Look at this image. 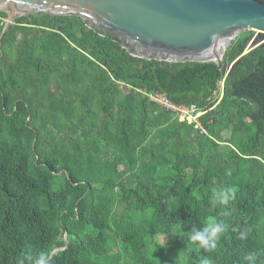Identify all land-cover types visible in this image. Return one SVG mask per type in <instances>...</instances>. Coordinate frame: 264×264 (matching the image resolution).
<instances>
[{
  "label": "trees",
  "instance_id": "obj_1",
  "mask_svg": "<svg viewBox=\"0 0 264 264\" xmlns=\"http://www.w3.org/2000/svg\"><path fill=\"white\" fill-rule=\"evenodd\" d=\"M253 33L221 70L134 56L81 16L16 18L0 50V264L40 253L50 264H245L264 249V42L245 52ZM151 93L205 110L200 125ZM217 185L236 189L231 217L211 204ZM210 219L228 228L208 253L189 233Z\"/></svg>",
  "mask_w": 264,
  "mask_h": 264
},
{
  "label": "water",
  "instance_id": "obj_2",
  "mask_svg": "<svg viewBox=\"0 0 264 264\" xmlns=\"http://www.w3.org/2000/svg\"><path fill=\"white\" fill-rule=\"evenodd\" d=\"M0 11L8 13L0 50L16 18L46 12L81 16L90 28L120 40L134 56L214 61L221 70L227 49L241 32L264 33V0H0ZM256 42L245 52L264 38Z\"/></svg>",
  "mask_w": 264,
  "mask_h": 264
},
{
  "label": "clouds",
  "instance_id": "obj_3",
  "mask_svg": "<svg viewBox=\"0 0 264 264\" xmlns=\"http://www.w3.org/2000/svg\"><path fill=\"white\" fill-rule=\"evenodd\" d=\"M227 175H232V170H226ZM236 200V189L229 186H214L211 189V204L213 206H223V210L220 212V216L231 217L233 210L229 207L232 202ZM228 225L223 220L210 219L205 222L204 227H193L189 233V238L198 249H203L205 252L211 253L218 247L222 235L226 232ZM252 229H245L239 235V239L245 240L248 238L249 232ZM175 236L176 233H171ZM167 240L164 238H158V243L161 247L167 244ZM48 253H40L38 256H25L17 260V264H50L48 260ZM264 256V249L258 251H252L247 253L243 260L245 264H258L261 257ZM201 264H215V261L210 257H205Z\"/></svg>",
  "mask_w": 264,
  "mask_h": 264
},
{
  "label": "built area",
  "instance_id": "obj_4",
  "mask_svg": "<svg viewBox=\"0 0 264 264\" xmlns=\"http://www.w3.org/2000/svg\"><path fill=\"white\" fill-rule=\"evenodd\" d=\"M224 85V81H222ZM151 99L154 101L176 111L180 119L188 120L189 122H195L197 125H200L199 117L204 113L197 105L192 104L191 106L177 105L173 103L165 94L160 93H151Z\"/></svg>",
  "mask_w": 264,
  "mask_h": 264
},
{
  "label": "rangeland",
  "instance_id": "obj_5",
  "mask_svg": "<svg viewBox=\"0 0 264 264\" xmlns=\"http://www.w3.org/2000/svg\"><path fill=\"white\" fill-rule=\"evenodd\" d=\"M259 34H260L259 30H255V33H253L249 43L247 44L246 49L249 48L250 45H252L255 42V40L258 38Z\"/></svg>",
  "mask_w": 264,
  "mask_h": 264
},
{
  "label": "flooded vegetation",
  "instance_id": "obj_6",
  "mask_svg": "<svg viewBox=\"0 0 264 264\" xmlns=\"http://www.w3.org/2000/svg\"><path fill=\"white\" fill-rule=\"evenodd\" d=\"M222 81H224V80H222ZM222 81H220V84H221V86L223 85L222 83ZM217 91H215L212 95H211V97H210V99H214V96H217ZM203 110V109H202ZM204 112H205V110H203Z\"/></svg>",
  "mask_w": 264,
  "mask_h": 264
}]
</instances>
